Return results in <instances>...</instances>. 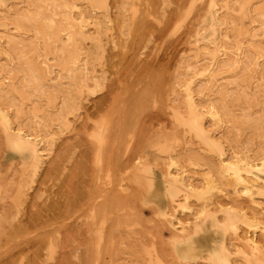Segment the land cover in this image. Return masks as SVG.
Here are the masks:
<instances>
[{
    "label": "rangeland",
    "instance_id": "rangeland-1",
    "mask_svg": "<svg viewBox=\"0 0 264 264\" xmlns=\"http://www.w3.org/2000/svg\"><path fill=\"white\" fill-rule=\"evenodd\" d=\"M0 107V264H264V0H0Z\"/></svg>",
    "mask_w": 264,
    "mask_h": 264
},
{
    "label": "bare ground",
    "instance_id": "bare-ground-1",
    "mask_svg": "<svg viewBox=\"0 0 264 264\" xmlns=\"http://www.w3.org/2000/svg\"><path fill=\"white\" fill-rule=\"evenodd\" d=\"M73 5L75 6L76 4H74L73 3ZM90 12H92V10H90ZM214 13V12H213ZM78 15V14H77ZM87 17V16H86ZM77 18H79V17H75V19H77ZM89 18V17H88ZM218 21V20H217ZM62 33V32H61ZM83 33V32H82ZM69 37H70V35L69 34H65V39L66 40H68L69 39ZM79 50H81V48H79ZM53 51V50H52ZM16 56V55H15ZM77 56V55H76ZM18 58V57H17ZM16 60V59H15ZM75 62V61H74ZM74 62H72V64H75L76 65V67L77 68H82L83 66H82V64H77V63H74ZM77 62V61H76ZM45 70H46V68H45ZM199 70V69H198ZM197 72V71H196ZM46 73V72H45ZM84 73V72H83ZM50 75V74H49ZM56 76V75H55ZM54 76V77H55ZM51 77V76H50ZM19 78V77H18ZM53 78V77H52ZM50 79V78H49ZM49 79H48V81H49ZM19 87V86H18ZM225 88V87H224ZM186 95H187V97H188V101H189V104H192L193 103V100H192V95H191V90H190V88H188L187 89V91H186ZM211 106L209 107V109L207 110H203V108H202V110H201V112L200 113H207V112H211ZM212 111H213V109H212ZM26 112V111H25ZM215 112H211L210 114H214ZM63 116H65V115H63ZM41 118V117H40ZM10 118H9V115H8V111L7 110H4V108H1L0 107V120L1 121H3V122H5V123H9V120ZM132 123V122H131ZM17 133L19 132V133H21V134H23L24 132L23 131H21V129H18V131H16ZM24 136L26 137L25 139H31V135L30 134H25L24 133ZM98 137V136H97ZM36 142H38V141H36ZM99 142V141H98ZM105 142V141H104ZM40 145V144H39ZM121 148V147H120ZM42 152H43V148H41V147H38V149H36V153H34V155H33V157L32 156H27L26 158H27V160H26V162H25V168H26V171L28 172V174H30L31 176L32 175H34L35 173H36V171L38 170V167H40V165L42 164V162H43V159H42ZM233 163V162H232ZM255 164V163H254ZM254 164H252V165H254ZM264 164V163H263ZM262 164V165H263ZM255 165H257V164H255ZM254 165V166H255ZM214 166V165H213ZM223 166H224V164H223ZM258 166V165H257ZM257 166H256V168H257ZM242 169V168H241ZM251 172V171H250ZM218 173H219V175L220 176H222V177H227L228 175H230L231 173H227V172H225V168L224 167H222V163H221V167H219V171H218ZM256 174V173H255ZM254 173H251V174H249V175H247L246 176V180L245 181H247L248 183H249V187H252V188H255V194L254 195H256L255 197H252V202L253 203H255V204H257V205H260V204H262L260 207H259V209L262 211L261 212V214L262 213H264V181H261V182H258V179H257V176L255 175ZM218 175V174H217ZM219 176V177H220ZM262 176V175H261ZM180 178V177H179ZM236 178V177H235ZM263 180H264V178H263ZM208 181V180H207ZM185 183V182H184ZM233 184V183H232ZM190 185H191V183H190ZM186 186V185H185ZM206 187V186H205ZM192 188H193V186H192ZM195 188V187H194ZM233 191L235 192V197L237 196V194L239 193V191H240V193H242V194H248L249 193V191H248V187L247 186H245V185H241V186H239L237 183H235L234 184V187H233ZM241 195V194H240ZM258 195V196H257ZM252 196V195H251ZM211 197V196H210ZM261 198V200L260 201H257L255 198ZM207 198V197H206ZM205 198V199H206ZM232 198V197H231ZM234 199V198H233ZM205 201V200H204ZM234 201V200H233ZM175 201H173L172 202V205L170 206V208L169 209H167V217L169 218V221L171 220H173L174 218H175V212H174V208L176 207V206H180L179 204V202H176V203H174ZM261 202V203H260ZM213 203V202H212ZM260 203V204H259ZM205 204V203H204ZM218 205V204H217ZM184 207V206H183ZM203 207V209H204V206H202ZM212 207V206H211ZM205 208H207L206 206H205ZM202 209V210H203ZM218 209V208H217ZM221 209V208H220ZM240 211H241V209H240ZM239 212V211H238ZM258 212H255V213H253V214H248V212H246V211H241V214H242V219H243V224H245L248 228H251V227H253V228H255L256 227V223L258 222V223H261V224H263L264 222H262V221H264V214L262 215V216H259L260 214H257ZM262 217V218H261ZM209 218V217H208ZM207 218V222H205V220H204V222H202L201 223V225L199 224V225H197V227H196V229H194L193 230V233H190V234H187V235H185V236H179V237H176L175 239H174V243H173V250H174V252H175V254H176V256H177V258L179 259V261H181V262H184V263H187V264H194V263H196V261L197 260H199V259H201V258H203V252H202V250H200V248L196 245V244H194V242H193V238H194V235H195V233L198 231V230H202V227H206L209 223H210V221L212 220V219H208ZM255 220V221H254ZM178 221V220H177ZM257 221V222H256ZM182 222V221H181ZM173 223V222H172ZM187 224V223H186ZM176 226V225H175ZM237 228H238V226H237ZM259 229V228H258ZM261 229L262 230H264V225L261 227ZM253 230V229H252ZM240 231V230H239ZM238 231V232H239ZM259 231H261V230H259ZM249 233V232H248ZM254 233H255V231H253L252 233H251V235H247V233H246V235H242V234H238L237 233V237L239 238V240H243V243H244V245L246 246V247H248V248H254L255 247V249H256V247H257V241H256V239L254 238ZM242 238V239H241ZM181 245H183L184 246V249L183 250H181L180 249V246ZM156 263V262H155ZM158 263H159V261H158ZM157 263V264H158Z\"/></svg>",
    "mask_w": 264,
    "mask_h": 264
}]
</instances>
